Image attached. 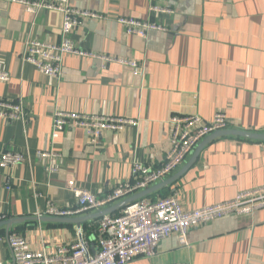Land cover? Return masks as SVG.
I'll list each match as a JSON object with an SVG mask.
<instances>
[{"label":"crops","instance_id":"1","mask_svg":"<svg viewBox=\"0 0 264 264\" xmlns=\"http://www.w3.org/2000/svg\"><path fill=\"white\" fill-rule=\"evenodd\" d=\"M70 3L112 18L85 20L71 36L78 48L137 62L142 74L137 77L117 63L103 70L95 59L67 56L60 81L41 75L24 61L25 44L29 39L59 43L62 15H32L22 5L0 3V69L11 75L9 82H0V101L21 103L26 114L24 121L0 118V157L5 152L30 156L27 163L0 168V215L7 220L39 217L48 202L74 205L69 181L103 197L131 180L134 163L160 167L171 149L174 117L198 115L211 121L223 112L229 130L264 134V0ZM153 6L174 13L153 15ZM117 17L159 22L168 32H151L146 39L130 36ZM56 112L127 117L138 126L106 132L98 145L89 142L83 129L66 128L54 142ZM53 149L61 158L58 172L51 174L36 153ZM195 150L169 178L185 168ZM261 187L264 141L226 136L207 143L179 179L152 195L156 200L176 193L183 209L194 211ZM97 224L94 220L79 228L27 221L12 226L10 233L26 238L33 251H51L76 243L81 230L94 249ZM7 236L1 228L0 237ZM188 237V247L172 235L161 242L157 255L131 264H264V210L194 227ZM11 260L8 243H0V261Z\"/></svg>","mask_w":264,"mask_h":264},{"label":"built area","instance_id":"2","mask_svg":"<svg viewBox=\"0 0 264 264\" xmlns=\"http://www.w3.org/2000/svg\"><path fill=\"white\" fill-rule=\"evenodd\" d=\"M6 5L18 4L32 15L43 11H57L62 15L61 41L59 43L42 42L29 39L25 44L23 59L34 66L38 73L55 81L63 77V62L67 56L92 58L101 62L106 70L111 63L121 64L141 76L142 68L134 61L116 59L105 55H95L83 51L73 42L71 36L85 20H108L111 16L76 9L70 0H0ZM153 15L173 14L171 9L153 6ZM126 34L146 39L151 32L167 33L165 25L155 21H143L132 17L115 18ZM11 80V75L0 69V82ZM26 117L23 104L0 101V118L8 121H24ZM171 134V149L164 163L153 168L136 162L132 168V178L120 183L103 197H98L88 189L79 187L75 181L67 183L75 204L58 207L48 202L41 216L54 218H75L105 210L135 194L145 191L168 179L193 153L198 144L215 132L229 129L225 113H217L213 120L206 121L200 116L174 117ZM137 127L138 122L127 117L106 115H87L82 113L56 112L54 115L52 141H57L66 128L83 129L88 140L98 145L106 132L118 133L126 127ZM36 156L46 161L47 170L58 172L61 155L55 149L38 151ZM30 161V156L19 152H5L0 157V168L8 169ZM264 210V187L238 194L233 200L194 211H185L178 195L172 194L156 200L141 199L118 212L104 216L97 224V246L91 249L79 230L76 243L59 246L54 250H31L28 241L17 233L0 237V243H8L12 260L0 264H131L140 258H152L157 255L161 242L175 235L183 247L189 246V231L226 217L253 215ZM0 215V222L6 221Z\"/></svg>","mask_w":264,"mask_h":264},{"label":"water","instance_id":"3","mask_svg":"<svg viewBox=\"0 0 264 264\" xmlns=\"http://www.w3.org/2000/svg\"><path fill=\"white\" fill-rule=\"evenodd\" d=\"M226 136H237V137H243L247 139H252L256 141H264V134H258V133H250L246 131H238V130H224V131H219L215 132L212 135H209L206 137V139L196 148L191 160L188 162V164L185 166L183 170H181L177 175L166 179L165 181L145 190L142 191L138 194H135L119 203H116L115 205L102 210L98 211L96 213H92L89 215L81 216V217H76V218H54V217H24V218H17V219H10L6 220L3 222H0V229L5 228L8 235L10 233V229L14 225H18L20 223H24L27 221H39V222H44V223H60V224H75L79 228L87 222L94 221V220H99L103 218L104 216L114 214L118 212L119 210L141 200L144 198H147L151 196L152 194L162 190L165 187H168L172 183H174L177 179H179L186 170H188L193 163L196 161L198 158L199 154L201 153L202 149L205 147V145L215 139L221 138V137H226Z\"/></svg>","mask_w":264,"mask_h":264},{"label":"trees","instance_id":"4","mask_svg":"<svg viewBox=\"0 0 264 264\" xmlns=\"http://www.w3.org/2000/svg\"><path fill=\"white\" fill-rule=\"evenodd\" d=\"M153 196H154V195H151V196H149V197H147V198H150V199L155 200V199L153 198ZM164 197H167V196H164ZM162 198H163V197H162Z\"/></svg>","mask_w":264,"mask_h":264}]
</instances>
